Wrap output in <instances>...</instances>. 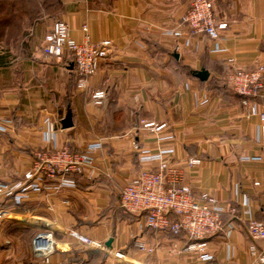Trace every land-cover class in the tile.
<instances>
[{
	"label": "crops",
	"instance_id": "crops-1",
	"mask_svg": "<svg viewBox=\"0 0 264 264\" xmlns=\"http://www.w3.org/2000/svg\"><path fill=\"white\" fill-rule=\"evenodd\" d=\"M192 1H0V264H264L252 252L261 243L246 230L248 221H264L260 121L248 116L228 82L236 71L264 66V0H210L226 29L215 42L194 39L176 52L182 40L171 32ZM56 21L78 42L87 36L112 43L84 89L77 88L69 55L58 60L42 53ZM200 70L207 81L193 76ZM262 84L249 100L259 110ZM99 90L105 99L95 106L91 95ZM67 115L71 126L64 129ZM146 122L165 127L143 129ZM97 144L92 166L74 178L73 188L27 192L18 206L6 197L31 169L35 152L63 146L85 152ZM142 151H171L168 158L193 196L207 193L225 210L223 229L206 239L209 260L188 249L184 235L148 227L146 214L121 209L122 188L152 166L140 161ZM189 159L201 163L188 167ZM44 232L54 245L39 258L32 243ZM109 239L111 251L94 246ZM136 242L154 252L140 253Z\"/></svg>",
	"mask_w": 264,
	"mask_h": 264
},
{
	"label": "built area",
	"instance_id": "built-area-1",
	"mask_svg": "<svg viewBox=\"0 0 264 264\" xmlns=\"http://www.w3.org/2000/svg\"><path fill=\"white\" fill-rule=\"evenodd\" d=\"M183 26L185 29H181ZM226 29V24L217 21L214 7L210 0H193L189 9L179 18V26L173 30L172 37L181 39L175 44V51L179 52L190 47L194 39L207 38L217 41L220 31ZM86 32V27H83ZM112 43L102 40L92 43L87 36L78 42L69 36L66 23L56 21L51 31L45 36L42 53L51 58L62 59L65 54L70 56L77 75V88L84 89L87 80L99 69L103 60L109 55ZM264 81V66L255 71H236L228 77L232 91L242 98V105L248 107V116H255L260 124L257 129L258 141L264 147V108L259 110L255 104L249 103V98L255 97ZM105 99L102 90L91 95L95 106H101ZM143 129L153 131L162 130L165 125L146 122ZM101 145H93L85 152L73 151L68 146L45 149L33 154L31 169L24 175L23 180L6 191V197L13 199L18 206L27 192L36 194H53L62 188H73L74 178L82 175L93 164L92 153L100 149ZM171 151H161L155 154L141 152L140 161L149 168H142L120 191V207L128 214H146L148 227L169 230L173 235L183 234L189 241L188 249L201 254L204 260L210 257L206 254V239L223 229V215L225 210L217 205L211 195L205 193L195 198L189 186L182 183L181 171L168 158ZM201 163L198 159H189L188 167ZM254 185H258L255 183ZM249 204L243 199V206ZM169 215L176 220L170 222ZM5 218L4 210L0 209V220ZM233 229L232 223L227 224V230ZM246 230L249 238L261 243L258 253L259 262L264 263V221L247 222ZM52 234H39L32 243V251L36 257L47 258L53 250ZM94 245V243H92ZM95 247L104 250L101 245ZM136 249L146 255L154 252V247L143 242H136ZM112 253V252H110ZM123 257L121 254H116Z\"/></svg>",
	"mask_w": 264,
	"mask_h": 264
},
{
	"label": "water",
	"instance_id": "water-1",
	"mask_svg": "<svg viewBox=\"0 0 264 264\" xmlns=\"http://www.w3.org/2000/svg\"><path fill=\"white\" fill-rule=\"evenodd\" d=\"M195 78H197L198 80H200L201 82H205L208 79V73L205 70H200L198 72H196L195 74ZM70 116L67 115V117L62 121L61 125L62 128H68L71 126V122H70ZM111 243H112V239H109L104 246H102L105 250H109L111 251ZM102 250V249H100Z\"/></svg>",
	"mask_w": 264,
	"mask_h": 264
},
{
	"label": "trees",
	"instance_id": "trees-1",
	"mask_svg": "<svg viewBox=\"0 0 264 264\" xmlns=\"http://www.w3.org/2000/svg\"><path fill=\"white\" fill-rule=\"evenodd\" d=\"M0 1H2V0H0ZM195 74H196V72L195 73H193V76L195 77ZM241 98V97H240ZM241 100H242V98H241ZM248 100H250V98L248 99ZM74 151V150H73ZM171 216H174V215H171ZM170 222L172 223V222H174L173 220H170ZM169 231V230H168ZM181 235H183V234H181Z\"/></svg>",
	"mask_w": 264,
	"mask_h": 264
}]
</instances>
